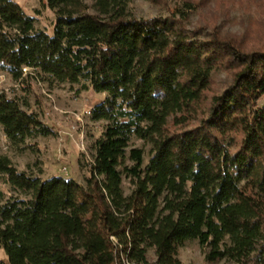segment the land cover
<instances>
[{
	"label": "trees",
	"instance_id": "obj_1",
	"mask_svg": "<svg viewBox=\"0 0 264 264\" xmlns=\"http://www.w3.org/2000/svg\"><path fill=\"white\" fill-rule=\"evenodd\" d=\"M45 3L51 34L0 0V72L19 85L37 74L105 93L90 111L102 137L85 185L30 176L0 155V180L26 195L3 201L0 190V264H182L186 240L208 262L264 264V39L201 35L178 10L137 18L122 0ZM218 69L228 77L216 91ZM0 128L16 148L51 133L3 91ZM135 138L150 145L144 167L141 149L126 156Z\"/></svg>",
	"mask_w": 264,
	"mask_h": 264
},
{
	"label": "rangeland",
	"instance_id": "obj_2",
	"mask_svg": "<svg viewBox=\"0 0 264 264\" xmlns=\"http://www.w3.org/2000/svg\"><path fill=\"white\" fill-rule=\"evenodd\" d=\"M27 16L34 20V26L51 34L55 23L54 13L45 0H12ZM92 5V0H83ZM122 0L126 11L137 18L166 17L174 10L188 12L186 28L199 30L201 35L218 31L247 44L264 39V0ZM189 2L188 7L183 2ZM31 72V71H30ZM23 85L14 82L5 72H0V91L19 100L29 111L37 112L40 121L49 127L47 137L34 136L19 147L10 146L0 128V155L8 156L17 171L46 180L52 176L73 179L85 185L94 152V142L102 137V122L90 119L91 109L100 103L104 94L88 89L83 81L75 84L55 82L48 77L34 74ZM227 73L218 69L213 74V89L220 90L227 80ZM84 84V85H83ZM85 86V87H83ZM264 104V96L258 103ZM130 148L143 151V167L149 160L150 145L138 139H131ZM124 159V165L132 163ZM121 170V168H120ZM124 194L131 191L129 179L122 178ZM2 200L10 197L22 198L25 194L14 191L9 184L0 180ZM206 249L195 240H186L177 248L176 257L182 264H237L228 259L208 262ZM149 261H154L153 251L147 252ZM0 259L5 261L0 249ZM124 264H130L124 260Z\"/></svg>",
	"mask_w": 264,
	"mask_h": 264
},
{
	"label": "built area",
	"instance_id": "obj_3",
	"mask_svg": "<svg viewBox=\"0 0 264 264\" xmlns=\"http://www.w3.org/2000/svg\"><path fill=\"white\" fill-rule=\"evenodd\" d=\"M24 71H26V69H24Z\"/></svg>",
	"mask_w": 264,
	"mask_h": 264
}]
</instances>
